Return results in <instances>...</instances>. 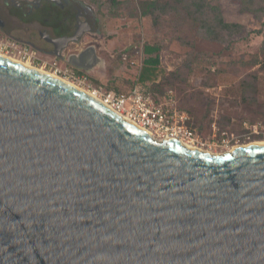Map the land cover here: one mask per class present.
<instances>
[{"label": "water", "instance_id": "obj_1", "mask_svg": "<svg viewBox=\"0 0 264 264\" xmlns=\"http://www.w3.org/2000/svg\"><path fill=\"white\" fill-rule=\"evenodd\" d=\"M178 140L0 56V264H264V144Z\"/></svg>", "mask_w": 264, "mask_h": 264}, {"label": "rangeland", "instance_id": "obj_2", "mask_svg": "<svg viewBox=\"0 0 264 264\" xmlns=\"http://www.w3.org/2000/svg\"><path fill=\"white\" fill-rule=\"evenodd\" d=\"M139 1L122 0L113 6L108 0H78L96 17L94 26L99 28V34L85 37L99 58L91 73L102 76L93 79L90 71H84L89 83L127 92L135 85L149 91L160 81L161 91L151 90L152 96L160 101L172 92L177 108L190 116L194 145L205 150L220 154L237 145L264 143V66L249 67L255 56L264 62V17L260 20L241 12L238 0H209L220 6L226 21L244 26L241 33L220 42L202 36L198 23L184 14L163 16L155 26L150 16L137 12ZM6 36L0 30V37ZM145 43L161 47V63L151 79L142 81ZM36 46L42 45L37 42ZM41 51L49 63L56 61L79 72L72 64ZM45 69L53 72L49 64Z\"/></svg>", "mask_w": 264, "mask_h": 264}, {"label": "flooded vegetation", "instance_id": "obj_3", "mask_svg": "<svg viewBox=\"0 0 264 264\" xmlns=\"http://www.w3.org/2000/svg\"><path fill=\"white\" fill-rule=\"evenodd\" d=\"M95 19L78 0H62L59 4L53 0H0V30L13 39L27 38V41L20 42L32 45L40 53L43 50L82 71L86 70L87 60H90L94 50L93 45L86 44L85 37L88 33L99 34V28L94 26ZM85 28L91 29L73 39L78 31ZM65 37L72 39L61 50H56L57 45L62 44L60 39ZM37 42L42 45L41 48L36 46ZM72 45L76 47L67 51ZM58 51L61 56L56 55Z\"/></svg>", "mask_w": 264, "mask_h": 264}, {"label": "built area", "instance_id": "obj_4", "mask_svg": "<svg viewBox=\"0 0 264 264\" xmlns=\"http://www.w3.org/2000/svg\"><path fill=\"white\" fill-rule=\"evenodd\" d=\"M0 51L29 61L36 66L41 65L43 68L49 64L55 74L77 85L87 86V89L98 95L101 101L111 109L148 129L158 139L173 136L192 144L196 140L193 129L188 125L190 116L186 111L177 108L172 92L163 100L156 101L151 93L145 92L139 85L133 86L127 92L114 88L108 89L102 85L93 86L89 83L87 74L79 73L68 66H59L56 61L49 63L40 56L38 49L9 36L0 37Z\"/></svg>", "mask_w": 264, "mask_h": 264}, {"label": "trees", "instance_id": "obj_5", "mask_svg": "<svg viewBox=\"0 0 264 264\" xmlns=\"http://www.w3.org/2000/svg\"><path fill=\"white\" fill-rule=\"evenodd\" d=\"M113 6H119L122 0H108ZM241 12L252 13L256 18L264 17V0H238ZM137 12L141 16H150L155 26H158L163 16L171 13L184 14L185 17L198 23L199 33L207 39L224 42L227 39L241 33L244 26L237 22H228L225 20L221 8L217 4H212L209 0H141L137 4ZM260 33L261 30H256ZM264 51V41L262 44ZM161 47L155 44H144L145 58L143 60V68L139 79L146 81L151 79L161 63L160 56ZM264 62L258 56L252 60L249 67ZM256 80V75L253 76ZM249 85V84H248ZM252 89L254 85L250 86ZM161 82H154L153 88L149 91H161Z\"/></svg>", "mask_w": 264, "mask_h": 264}, {"label": "bare ground", "instance_id": "obj_6", "mask_svg": "<svg viewBox=\"0 0 264 264\" xmlns=\"http://www.w3.org/2000/svg\"><path fill=\"white\" fill-rule=\"evenodd\" d=\"M61 1H62V0H61ZM63 1H65V0H63ZM0 56L5 57V58H8V59L13 60V61L18 62V63H21V64H23V65H25V66H27V67H30V68L36 69V70H38V71H40V72H43V73H45V74H47V75H50V76H52V77H54V78H57V79H59V80H62V81H64V82L70 84L71 86H73V87H75V88H78V89H80V90L86 92L87 94H90L91 96H94L95 98H97V99H99V100H102L98 95H95L91 90L87 89L86 87H84V86H80V85H77V84L73 83L72 81H70L69 79L64 78V77H61L60 75H57V74H55V73L52 72V71H48L47 69H45V68H43V67H41V68H40V67H37V66H35L33 63H31V62H29V61L21 60V59H19L18 57H15V56H13V55H9V54H7V53H3V52H1V51H0ZM119 113H120V112H119ZM120 114L123 115L122 113H120ZM123 116H124L125 119H127V120L130 121V119H129L127 116H125V115H123ZM131 121H132V120H131ZM132 122H134V121H132ZM135 123H136V122H135ZM136 125L139 126V127H141L144 131L150 133L151 136H153V138L158 139V138L155 137V136L153 135V133H152L151 131H149L148 129L144 128V127L141 126V125H138V123H137ZM166 138H172V139H176V140H178L177 138H175V137H173V136H168V137H166ZM158 140H162V139H158ZM178 141H179L181 144H183L184 146H186V147H188V148H190V149H196V150H200V151H204V152H209V153H211V154H217V153H214V152H211V151L205 150V149H203V148H200V147H198V146H196V145H194V144H192V143H190V142L184 141V140H182V139H179ZM254 143H255V144H264L263 142H262V143H260V142H259V143L254 142ZM235 147H236V146H235ZM235 147L231 148V150H229V151H232Z\"/></svg>", "mask_w": 264, "mask_h": 264}, {"label": "crops", "instance_id": "obj_7", "mask_svg": "<svg viewBox=\"0 0 264 264\" xmlns=\"http://www.w3.org/2000/svg\"><path fill=\"white\" fill-rule=\"evenodd\" d=\"M96 51V50H95ZM96 55H97V57H98V54H97V52H96ZM65 62V61H64ZM95 68H96V66L95 67H93L92 69H91V71H90V73L93 71V70H95ZM80 73H85L84 71H82V70H78ZM90 75V77L91 78H93V79H101L102 78V76L101 75H99V74H93V73H91V74H89ZM93 75V76H92Z\"/></svg>", "mask_w": 264, "mask_h": 264}]
</instances>
